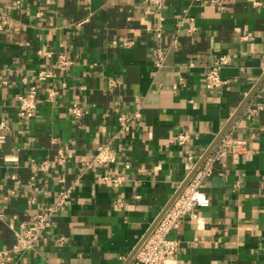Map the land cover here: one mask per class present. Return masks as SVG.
I'll return each mask as SVG.
<instances>
[{"label":"crops","instance_id":"0c3cea01","mask_svg":"<svg viewBox=\"0 0 264 264\" xmlns=\"http://www.w3.org/2000/svg\"><path fill=\"white\" fill-rule=\"evenodd\" d=\"M0 13V249L73 186L44 237L8 264H131L225 133L239 146L214 164L207 203L168 234L178 248L166 264H264V0H0ZM57 52L72 64L38 80ZM218 55L225 84L207 90ZM31 86L40 101L20 117ZM136 110L118 133L117 117ZM101 143L109 165L91 162Z\"/></svg>","mask_w":264,"mask_h":264},{"label":"built area","instance_id":"2783aa9c","mask_svg":"<svg viewBox=\"0 0 264 264\" xmlns=\"http://www.w3.org/2000/svg\"><path fill=\"white\" fill-rule=\"evenodd\" d=\"M147 1V0H146ZM153 1V0H149ZM213 2L214 0H210ZM187 20V31L192 32L195 30V25L192 18ZM182 26L181 22L177 24ZM5 22L1 18L0 13V31H5ZM46 56H50V52L45 53ZM158 64L162 63V53L157 50ZM228 58L225 55H218L214 65L206 68L204 71V86L207 90L219 89L225 84L223 78L220 75L222 67L227 65ZM72 64L71 59L68 55L63 52H57L55 56L54 70L43 69L38 71L37 78L40 81L51 78L58 71H65L68 66ZM113 82H111L112 84ZM55 95V92L48 90L47 100L51 101ZM40 100L36 97V88L31 86L27 93L18 94V112L17 115L20 117H31L36 109L37 103ZM68 111L78 117L83 112L72 105L68 108ZM140 113L136 110L130 115H119L117 117L118 122V133H124L129 130V122L131 120L140 119ZM6 129V123L0 120V130ZM3 136L0 135V141ZM177 142L179 144L184 143L186 140L185 135H178ZM239 146L237 141L232 140L229 134H223L217 143L213 151L204 159L202 164L196 168V170L190 175L189 179L179 191L178 195L173 199L169 207L163 212L159 220L147 233V235L141 240L138 246L135 248L136 251L132 254L131 264H166L177 252L178 242L175 239L168 238V234L173 229H176L186 217H195L194 208L204 203L200 202V197L203 196L202 188L206 180L210 177L213 172L214 164L222 159L228 152L237 150ZM115 154L112 148L108 144H98L95 152L92 156L91 162H95L101 165H109L115 161ZM103 181L108 179L107 176L101 178ZM122 176H115L110 178V182L114 186H118L122 182ZM73 186L60 190L58 200L53 206L43 208L44 210L35 213L31 217L30 223L27 225H21L20 230L15 233L14 244L7 249H0V264H8L13 254L31 250L34 248V243L40 238L44 237L46 230L50 227V219L52 214L57 211V206L62 204L64 200L69 196ZM1 216V214H0ZM51 264H69L63 261L54 262Z\"/></svg>","mask_w":264,"mask_h":264},{"label":"water","instance_id":"95a60500","mask_svg":"<svg viewBox=\"0 0 264 264\" xmlns=\"http://www.w3.org/2000/svg\"><path fill=\"white\" fill-rule=\"evenodd\" d=\"M185 183H186V181H185ZM185 183H184V184H185ZM184 184L182 185V187L184 186ZM173 199H174V198H173ZM171 202H172V201H171ZM168 206H169V205H168ZM168 206H167V208H168ZM165 210H166V209H165ZM165 210H164V211H165ZM164 211H163V212H164ZM163 212H162V213H163ZM163 214H164V213H163ZM161 215H162V214H161ZM161 215L156 219V221L154 222V224L152 225V227L156 224V222L159 220V218L161 217ZM152 227L148 230V232L152 229ZM148 232H147V233H148ZM147 233L145 234V236L147 235ZM145 236H144V237H145ZM144 237H143V238H144ZM143 238H142V240H143ZM135 251H136V250H135Z\"/></svg>","mask_w":264,"mask_h":264},{"label":"clouds","instance_id":"9594fccd","mask_svg":"<svg viewBox=\"0 0 264 264\" xmlns=\"http://www.w3.org/2000/svg\"><path fill=\"white\" fill-rule=\"evenodd\" d=\"M199 199H200V202H201V203H207V201L204 200L203 196H201Z\"/></svg>","mask_w":264,"mask_h":264}]
</instances>
